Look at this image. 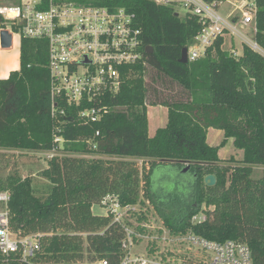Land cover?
Masks as SVG:
<instances>
[{
    "label": "trees",
    "instance_id": "trees-1",
    "mask_svg": "<svg viewBox=\"0 0 264 264\" xmlns=\"http://www.w3.org/2000/svg\"><path fill=\"white\" fill-rule=\"evenodd\" d=\"M78 1L133 13L144 60L121 69L122 87L104 99L110 113L99 122H79L75 108L67 109L74 121H65L50 114L48 42L20 39V69L0 80V150L65 154L49 158L41 172L48 183L43 194L18 170L0 178V192L10 194L11 231L18 238L41 235V261L119 264L125 231L93 212L115 195L123 205L140 206L132 225L139 232L146 233L151 205L171 235L244 243L254 264H264V176L252 178L254 167L264 166V0L257 1L259 51L243 43L236 56L224 48L229 35L221 36L206 56L188 64H181L182 51L199 35L200 18L154 0ZM160 86L176 96L164 98ZM148 105L168 111L166 126L153 137ZM212 129L224 134L219 146L208 144ZM230 140L243 152L240 166L219 164ZM167 163L196 168L183 173L186 167ZM208 175L216 186L205 183ZM198 214L206 220L194 224ZM5 259L0 254V264H8Z\"/></svg>",
    "mask_w": 264,
    "mask_h": 264
},
{
    "label": "built area",
    "instance_id": "built-area-1",
    "mask_svg": "<svg viewBox=\"0 0 264 264\" xmlns=\"http://www.w3.org/2000/svg\"><path fill=\"white\" fill-rule=\"evenodd\" d=\"M257 1L247 0L239 7L243 18L241 28L252 25L253 34L256 31ZM154 2L162 6L172 5L177 10L182 8L184 14L202 20L199 35L187 48L189 62L206 56V50L219 37L234 36L236 33L254 51L260 50L254 41L249 43L248 37L235 28L238 17L230 21L217 15L214 5L207 0ZM2 29L10 31L13 42L21 38L48 42L50 114L54 118L63 117L65 121H69V118L74 121L67 109L75 108L79 122H99L110 113L103 104L104 99L116 94L122 87L121 69L144 60L142 32L136 17L122 8L111 10L82 4L78 0H0ZM61 142V138L55 141L56 144ZM9 201V192H0V254L8 264H58L39 260L41 235L18 238L11 231ZM101 204L104 215L125 231V255L119 264H254L251 250L244 243H217L191 232L171 235L164 227L151 230L150 222L142 224L147 229L146 233H142L132 226L138 224L135 214L141 212L139 206L123 205L115 195L105 197ZM205 220L204 214L192 217L194 224ZM144 240L149 242L146 248L148 253L141 255L133 252ZM169 242L183 247L187 245V249L196 248L202 252L201 260L161 249V243L167 245ZM99 264L109 263L104 260Z\"/></svg>",
    "mask_w": 264,
    "mask_h": 264
},
{
    "label": "rangeland",
    "instance_id": "rangeland-1",
    "mask_svg": "<svg viewBox=\"0 0 264 264\" xmlns=\"http://www.w3.org/2000/svg\"><path fill=\"white\" fill-rule=\"evenodd\" d=\"M15 2L16 0H12ZM219 7L214 8V12L218 15H221L224 18L229 19L230 21H233V19L236 20V17H238V21H236V24L234 25L235 28L243 33L245 36L248 37L249 43H253L254 41V34H253V26L250 25L249 27H243L242 25V12L239 7H242L244 3L247 2V0H218ZM210 3V2H209ZM178 12L181 14H184V10L181 8L178 9ZM228 42L224 46L225 49L229 51H235L236 54L240 53L242 50V44L243 38L239 34L229 35ZM14 47L12 50H10V58L8 59V64L10 67H13L17 69L19 67V58L21 55V48H20V42L19 40L14 41ZM6 56V55H5ZM6 70L3 68V61L0 59V78L4 79L6 75ZM151 82V80H150ZM161 87V86H160ZM160 92L164 94V98L166 96H172L175 97L176 93L170 92L169 89H166L164 87H161ZM165 90V92H164ZM148 117H149V135L151 137L155 136L158 130L161 128H164L167 123L168 119V111L167 108L161 105H148ZM224 138V134L221 131L217 130H210V133L208 135V144L210 146H219L221 144V141ZM62 143V142H61ZM57 154H65L62 151H43L39 153H31V152H16V151H9V150H0V178H6L9 174L14 172L15 170H18L20 174H22L24 177H32L33 179V187L35 188V191L38 195L45 193L48 190V183L41 177V172L46 168L47 162L49 158L57 155ZM243 158V152L238 151L233 146V141L230 140L226 147L221 149L220 152V166L229 167V166H240V161ZM140 167H143L146 163H144V160H136ZM168 165H175L176 168L182 169V168H188L189 172H194L195 166L191 165L190 163H167ZM150 164H146L147 169H149ZM178 166V167H177ZM188 172V173H189ZM264 176V166H258L254 167V173L252 178L254 180H258L259 178ZM188 179H191V176H187ZM185 181L186 178H184ZM184 190V189H183ZM140 208V206H139ZM154 207L150 205L148 215V220L150 221V224L152 226L151 230L163 228V222L159 220L157 213L153 209ZM204 209V208H203ZM94 214L96 215H104L105 211L101 207V205H96L94 207ZM149 242L147 240H144L142 243H140L137 248L133 249V252L141 255H145L148 252L146 251V248L148 247ZM161 249H167V250H173L175 254L178 255H185L187 257H191L194 260H201L202 258V252L198 251L196 248L187 249L186 246H180L178 243H170L164 244L161 243L160 245Z\"/></svg>",
    "mask_w": 264,
    "mask_h": 264
},
{
    "label": "water",
    "instance_id": "water-1",
    "mask_svg": "<svg viewBox=\"0 0 264 264\" xmlns=\"http://www.w3.org/2000/svg\"><path fill=\"white\" fill-rule=\"evenodd\" d=\"M0 47L4 50H9L12 49L14 47V42H13V36L10 33L9 30H5L2 29L0 30ZM154 50L152 47H147L146 48V53H153ZM182 59H181V64H188L189 60H188V56H187V48H184L182 51ZM69 121H73L72 118H69ZM187 171H189L188 168H186L184 170L183 173H186ZM205 183H207L210 187H214L216 186V178L214 175H208L205 177L204 179Z\"/></svg>",
    "mask_w": 264,
    "mask_h": 264
},
{
    "label": "crops",
    "instance_id": "crops-1",
    "mask_svg": "<svg viewBox=\"0 0 264 264\" xmlns=\"http://www.w3.org/2000/svg\"><path fill=\"white\" fill-rule=\"evenodd\" d=\"M210 1H212L211 3L214 5V8L219 7L218 2H217L218 0H210ZM12 49L4 50L0 47V59H2V61H3V68L7 71L6 75L4 77H2L4 79H7L11 72L18 71L20 69V62H21L20 58H19V60H20L19 67L17 69L10 67L8 64V62H9L8 59L10 58V56H12L10 54L11 53L10 50H12ZM0 80H1V78H0ZM93 212H94V209H93Z\"/></svg>",
    "mask_w": 264,
    "mask_h": 264
}]
</instances>
